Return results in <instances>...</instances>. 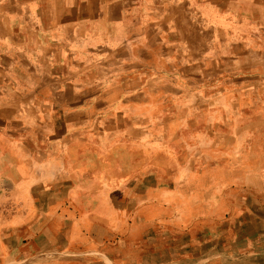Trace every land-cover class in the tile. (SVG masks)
<instances>
[{
  "label": "crops",
  "instance_id": "obj_1",
  "mask_svg": "<svg viewBox=\"0 0 264 264\" xmlns=\"http://www.w3.org/2000/svg\"><path fill=\"white\" fill-rule=\"evenodd\" d=\"M215 1L171 0L166 14L187 9L168 32L153 14L161 4L146 0L7 4L25 19L6 10L0 40L22 46L15 61L33 96L6 100L14 86L0 67V118L19 130L15 142L0 132V264L53 246L75 257L44 264H103L86 255L76 216H95L93 231L102 216H133L123 226L112 217V264H264V27L244 23L251 2L241 0L220 47L207 13ZM223 71L243 74L219 84ZM168 104L189 143H158Z\"/></svg>",
  "mask_w": 264,
  "mask_h": 264
},
{
  "label": "rangeland",
  "instance_id": "obj_2",
  "mask_svg": "<svg viewBox=\"0 0 264 264\" xmlns=\"http://www.w3.org/2000/svg\"><path fill=\"white\" fill-rule=\"evenodd\" d=\"M240 14L241 13L236 14V16L239 17ZM6 45H7V42L5 44V43H2L0 40V48H3L2 49V51H3L2 57L5 58V60L4 59L1 60L2 61L1 66L5 69V72L7 70L6 73L15 83V84L13 83L15 85L14 87H11V86L7 87L9 95H14V93H15V95H14L15 97L10 96L9 98L12 97L14 99L12 101L20 100L21 98H24V97L30 98L31 96H33V89L31 88V85H30V84H32L31 79L23 77V75H21L19 72H14V70H13L14 64L12 63V59H15L14 56L16 55V50H18V49L21 50V47L17 46V45H11L10 48L7 49L8 45L7 46ZM26 50L30 52L29 58H31V52L32 51H31L30 47L28 46ZM220 74L216 76V81L219 84H220V82L224 83V81L227 82L229 80L238 78L243 73L239 72V73H236L233 75H228V74L226 75V73L223 71V76ZM20 81H28V83H27V85H23ZM217 86H214L213 88H216ZM206 88H208L207 85L201 87L200 89L206 91ZM232 88L238 89L239 87L238 86H232ZM5 89H6V87H5ZM21 93H23V95ZM233 96H237V94H233ZM6 100H8V99H6ZM6 100H5V102H9ZM9 100L11 101V99H9ZM11 110H13V111L9 112V114L22 113V110L16 112L14 107ZM172 110H173V112H172ZM165 111L166 112L159 114V120H161V122L159 124L160 127L158 128V132H159V135L162 137H160L161 139L158 141V143H166L167 142V143H170L171 145H174L180 141H184V143H189L191 141L190 135L187 134L189 132V130H186L185 126H183L182 121L181 120L178 121L177 118L175 117L174 104L173 105L168 104V106H166V108H165ZM161 112H162V110H161ZM0 115H1V113H0ZM5 116H7V115H5ZM18 116H21V115H18ZM27 119H31V118H27ZM3 121H5V120L0 118L1 135L4 136L5 138H7L9 141L15 142L16 136L14 133H19L18 132L19 130L18 131L14 130V128L16 126L15 119H9V121H7V123L3 122ZM184 121H185V119H184ZM191 122L192 121L189 120V124H191ZM201 122L202 121L198 120V122L196 124L200 125ZM203 122H204V120H203ZM202 125H203V123H202ZM166 126H168V127L166 128ZM20 127H21V125H20ZM151 145L153 147L155 144L151 143ZM145 154L148 156V159L155 160L153 164H157V162H159L158 160H160L158 150L147 151ZM0 187H1V185H0ZM112 217H114V221H115L114 223L120 222L121 226H123V223L126 224V223L130 222V219H132V221H133V216H119V218H118V216H102V218L104 219L103 220V228L101 229V231H93V230H91V226H92L93 222L94 223L96 222L95 216H76V218L82 219V224L80 226L84 230L87 231L86 232L87 238H88L87 241H88V245L91 248H88L90 250V252H88V254H86V255L98 258L103 264H112V252H111V248H110V246L112 244V242H111L112 231L107 230V229H111L110 227H111V224L113 222ZM84 230H83V233L85 232ZM115 232H113V233H115ZM125 232H123V231H120L118 233L116 232V235H120L121 238H124L123 234H125V237H127V235H126L127 232L126 233ZM96 236H99V237L102 236L100 239H98V242L95 240L97 238ZM106 238H110V239L107 240ZM115 240L117 241L118 237H116ZM101 242H104V246L107 244V246L109 247V252H106V248H105V251L100 250V248L96 249V247L101 245ZM58 246H60V245H58ZM79 251H82V250H78L77 252H79ZM73 253L74 252L68 251L65 248L61 249V247L59 248V247L53 246V247L48 248L46 250L41 249L39 253L33 254V255H30L31 250L25 251L24 257H23V259H21V261L23 262V264H31L32 262H35L38 264H44V263H49V262L54 263V262H57L56 260L61 261L62 259H68V258L75 257L73 255ZM86 255H83V256H86ZM67 264H68V262H67Z\"/></svg>",
  "mask_w": 264,
  "mask_h": 264
},
{
  "label": "bare ground",
  "instance_id": "obj_3",
  "mask_svg": "<svg viewBox=\"0 0 264 264\" xmlns=\"http://www.w3.org/2000/svg\"><path fill=\"white\" fill-rule=\"evenodd\" d=\"M16 0H0V28H2L4 25H5V22L2 21V15L6 12V10L8 11V15L10 16H15V18L17 20H23L25 19V17H22L21 14H19L16 10H11V9H8L10 7H8L7 4H12L13 5V2H15ZM23 2L25 1H29V0H22ZM31 1V0H30ZM96 0H88L89 3L91 2H95ZM148 3H152V4H161L162 8L160 10H158V6L155 7V12L153 13L156 18H158L157 20L158 21H161L162 23H166V26L167 27V32L168 31H172V29H174V26H176L175 23H170L171 21L174 22V19H177V18H180L183 14L186 15V9L187 7H184V8H179V9H176L174 8L173 9V12L174 13H169V14H166L167 13V9H171L172 8H168L169 5L171 4V0H146ZM186 1V0H184ZM245 0H243L244 2ZM43 2V1H42ZM73 2V1H72ZM81 2H84V0H74V3H81ZM216 3H219L218 5L220 6L219 9H214V8H210L207 13L211 16V18L214 19V22L216 23L215 24V29H216V32L218 34V37H217V45H219L220 47L221 46H225V44L227 43L225 37H223L221 31H220V25L222 24V22H229L230 21V24H233L232 22L235 21V20H239L237 18L239 17H229V13H236L238 12L237 14H239V12L243 13L244 12V9L242 7H237L235 6L236 3L238 2V4H240L241 0H217L215 1ZM246 2H248V4H250L249 2H251L250 5H248V7L250 8V12L248 11V9L246 10V13H247V16H248V19L244 22L246 25H249V27L251 26L253 28V30L255 29L257 32L261 31L262 30V27H264V0H247ZM50 3V2H49ZM100 3V2H99ZM184 3H188V2H184ZM210 3V2H209ZM15 4V3H14ZM172 4H173V7H175L174 5L177 4V2L175 1H172ZM180 4V3H179ZM230 5V7H227L225 8V5ZM11 5V6H12ZM195 5V4H194ZM255 6H259V7H256L254 8L253 7ZM45 6V5H44ZM186 6V5H185ZM203 6V5H202ZM8 7V8H7ZM15 7V6H13ZM201 7V6H200ZM46 8V7H45ZM108 8V7H107ZM223 8V9H222ZM148 10V9H147ZM219 10H221V12H219ZM43 11V10H42ZM61 11V10H60ZM64 11V10H63ZM107 11V10H106ZM170 10H168L169 12ZM206 11V10H205ZM27 12V11H26ZM152 12V11H151ZM166 12V13H165ZM64 13V12H63ZM106 13V12H105ZM192 13L194 12H190V16L192 15ZM79 14L78 12H76V15ZM244 14V13H243ZM7 15V14H6ZM26 15V13L24 14ZM30 16V15H29ZM253 16L255 17L256 19V22L253 20ZM6 18H4L5 20ZM27 20V19H26ZM232 20V21H231ZM47 22V21H46ZM38 23V22H37ZM11 24V23H10ZM29 24V22H28ZM16 26L14 24H11V26ZM26 25V24H25ZM37 25V24H36ZM210 25V24H209ZM7 26V25H6ZM12 26V27H13ZM34 26V25H33ZM11 27V28H12ZM203 27L204 28H208V24L207 23H204L203 24ZM14 28V27H13ZM17 28V27H15ZM172 28V29H171ZM209 29V28H208ZM230 29V28H229ZM9 30V29H8ZM102 30V29H101ZM4 31V30H3ZM7 31V30H6ZM10 31V30H9ZM12 31V30H11ZM49 31V30H48ZM89 31V30H88ZM251 33V32H250ZM249 33V34H250ZM235 34V32H233V35ZM257 35V34H256ZM102 38V37H101ZM262 38V37H261ZM8 40H10L8 38ZM58 41V40H57ZM21 42V41H20ZM73 46L76 47V45L74 44V40H73ZM175 45V42L173 41L172 43L170 42L169 46H171V44ZM15 45V44H14ZM7 46V45H6ZM250 46V45H249ZM22 47V46H21ZM30 47V46H29ZM10 48V46L8 45L7 49ZM3 48H0V67L3 68L1 66V60H5V58L2 57L3 55V51H2ZM119 49V48H118ZM13 51V50H12ZM23 51V50H22ZM25 51V50H24ZM38 51V50H37ZM252 52H249L247 51V54L246 56H250L251 57V54ZM21 56V55H20ZM245 56V57H246ZM15 59H12V63L14 64L13 66V70L14 72H19L21 70V67L23 66L21 63H18L16 60V57L17 55L14 56ZM42 57V56H41ZM253 57V55H252ZM10 58V57H9ZM8 59V58H7ZM23 61V60H22ZM30 65V64H29ZM59 66V65H58ZM50 67V66H49ZM0 68V106H1V101L4 99L5 100V97L7 95L6 93V89H5V86H6V83L4 80L5 78V75H4V72L1 70ZM47 70V69H46ZM29 72V71H28ZM226 72V71H225ZM222 73V72H221ZM57 74V73H56ZM8 75V74H7ZM16 77V76H15ZM62 78V77H61ZM60 80V79H59ZM72 80V79H71ZM10 83H14V81L12 79H10ZM70 83V82H69ZM15 84V83H14ZM12 85V86H15V85ZM264 84V83H263ZM59 86V85H58ZM256 88V87H255ZM151 89V88H150ZM20 90V89H19ZM15 91V90H14ZM157 91V90H156ZM167 92V90H165ZM17 92V91H16ZM53 92V91H52ZM83 92V91H82ZM171 92V91H170ZM252 92V91H251ZM19 94V93H18ZM23 95V93H21ZM145 94V93H144ZM15 95V93H14ZM232 95V94H231ZM239 95V94H238ZM57 96V95H56ZM156 96V94H155ZM59 97V96H58ZM243 98V97H242ZM9 99V97L7 98ZM22 99V98H21ZM77 99V98H76ZM260 99V98H259ZM12 101V100H11ZM16 101V100H15ZM254 102V101H253ZM17 104V103H16ZM254 104V103H253ZM9 105V104H7ZM243 107V106H242ZM250 108V107H249ZM27 109H30L27 108ZM3 110V109H2ZM37 110V109H35ZM123 117V116H122ZM90 120V119H89ZM76 121V120H75ZM128 121V120H127ZM79 122V121H78ZM82 122V121H80ZM146 125V124H145ZM96 126V125H95ZM94 130V128H92ZM144 135V134H143ZM145 137V136H144ZM96 138V137H95ZM143 139V138H142Z\"/></svg>",
  "mask_w": 264,
  "mask_h": 264
}]
</instances>
